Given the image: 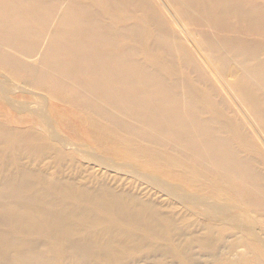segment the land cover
I'll use <instances>...</instances> for the list:
<instances>
[{
	"label": "bare ground",
	"instance_id": "obj_1",
	"mask_svg": "<svg viewBox=\"0 0 264 264\" xmlns=\"http://www.w3.org/2000/svg\"><path fill=\"white\" fill-rule=\"evenodd\" d=\"M16 84L32 126L1 94L0 264H264V0H0ZM68 147L167 198L66 173Z\"/></svg>",
	"mask_w": 264,
	"mask_h": 264
},
{
	"label": "rangeland",
	"instance_id": "obj_2",
	"mask_svg": "<svg viewBox=\"0 0 264 264\" xmlns=\"http://www.w3.org/2000/svg\"><path fill=\"white\" fill-rule=\"evenodd\" d=\"M7 92H6V91ZM3 91H0V95L2 94V98L1 101L3 102L2 104H4L5 106H9V107H13L14 111H11V115H8L9 120H10V124L12 125H16V127H23V126H32L31 122L28 121L29 119V112L30 111H26L27 109V102L26 101H31L32 98L29 97V94L26 90L21 89L19 87H17V84L13 86H10V88L5 89ZM12 93V94H11ZM9 94V95H8ZM23 94L27 95V97H21ZM4 96V97H3ZM19 98V99H17ZM17 101L15 102L14 101ZM17 99V100H16ZM25 102H22L23 100ZM10 100V101H9ZM41 101H45V99H41ZM10 103H9V102ZM13 103V104H11ZM21 103V105H20ZM50 103V101H49ZM233 103V102H232ZM11 104V105H9ZM16 104V105H15ZM235 108H239L237 106V104L233 103ZM20 105V106H19ZM19 106V107H17ZM47 103H46V109L49 110V108H47ZM62 108H65V106H63ZM17 109V110H16ZM23 109V110H22ZM25 109V110H24ZM21 111V112H20ZM77 111V110H76ZM6 113V115H1L0 116V120H5L6 116H7V112L8 111H2L1 113ZM50 116H53L54 113L52 111H46ZM65 113V112H64ZM57 117V116H56ZM81 141V140H80ZM85 141V140H84ZM70 149V158L68 157L65 161V171H67L66 173H70V172H74L75 170H79L82 171V173H84V178L81 179H85L86 176H88L91 172L92 173H97L99 174L98 179H101L105 177V175H107V177H105L104 179H106L107 182H109L111 184L112 187H114V190H116L117 188V192H121V191H128L129 193H138V194H143L145 195L146 193H150L151 195L155 196V197H159L160 199H164L167 198L166 195H163L162 192L159 193L158 189L156 190L155 188L151 187L149 185V183H147L148 181H146L143 176H145V174L143 173L142 170H138L134 165L130 164V159L124 158H115L114 160H109L108 157H105L104 155L103 158L101 160H99V157H97L96 159H84L83 157H81L80 155H78L76 152H74L73 149ZM74 153V154H73ZM106 158V160L104 159ZM108 159V160H107ZM49 160V159H48ZM86 160V161H85ZM103 160V161H102ZM91 161V162H89ZM113 161V163H112ZM28 162V161H27ZM99 162V163H98ZM105 162V163H104ZM108 162V163H107ZM107 163V164H106ZM115 163V164H114ZM28 164V163H27ZM36 163H34L33 165H35ZM43 164V163H42ZM76 165V166H75ZM101 165V166H100ZM115 165V166H114ZM108 166V168H107ZM112 166V167H109ZM132 166V167H131ZM46 168L48 167V165L45 166ZM53 167V168H52ZM51 170H50V169ZM49 168L47 169V172L49 175H54L53 170L56 172L57 168L55 166H52V164L49 165ZM82 168V170H81ZM133 168V169H132ZM120 170V171H119ZM134 170V171H133ZM124 171V172H123ZM132 171V172H131ZM130 173V174H128ZM96 174V175H97ZM102 175V176H101ZM104 176V177H103ZM137 176V177H136ZM142 177V178H141ZM66 178V177H65ZM89 178V177H88ZM113 179V180H112ZM120 179V181H119ZM86 180V179H85ZM90 183L93 184L94 181L93 179H89ZM115 182V184H114ZM118 182V183H117ZM123 182V183H122ZM131 184H129V183ZM113 183V184H112ZM117 183V185H116ZM127 184V186H126ZM116 185V186H115ZM119 185V186H118ZM125 185V186H123ZM122 186L124 188H122ZM128 187V188H127ZM129 187H132L131 189H129ZM136 187V188H135ZM120 188V189H119ZM133 191V192H132ZM144 192V193H143ZM233 230H231V232H233L234 234V229L235 227L232 228ZM256 231L260 232V228L259 226L256 227ZM237 233V231H236ZM231 237L228 238V244H230V242H232L236 237H239L238 235H233ZM240 236L245 239L246 243H244L246 246H241L239 247V250L241 251H245L246 249H248L249 247L255 248V246L252 244L254 243L253 241H251V237L249 236H242L240 234ZM252 245V246H251ZM258 245V244H257ZM198 250V248H197ZM198 252V251H197ZM146 256V255H143ZM163 257V258H162ZM170 257V258H169ZM157 258L160 259H164L165 260V264H183V262H181L180 260L177 259V257H164L162 255L157 256ZM260 258L264 261V249H261L260 252ZM155 260V259H153ZM152 260V261H153ZM151 261V262H152ZM150 262V263H151ZM214 262L216 263V261L213 260V258H201L200 259V264H214ZM136 264H147L144 261H140L139 263Z\"/></svg>",
	"mask_w": 264,
	"mask_h": 264
}]
</instances>
